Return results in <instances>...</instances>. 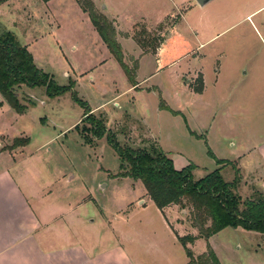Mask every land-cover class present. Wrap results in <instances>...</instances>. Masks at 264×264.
Returning <instances> with one entry per match:
<instances>
[{
	"label": "rangeland",
	"instance_id": "rangeland-1",
	"mask_svg": "<svg viewBox=\"0 0 264 264\" xmlns=\"http://www.w3.org/2000/svg\"><path fill=\"white\" fill-rule=\"evenodd\" d=\"M35 1H0V31H11L21 45L29 36L30 47L23 46L35 66L59 86L74 83L85 106L70 92L49 99L43 88L21 87L25 113L2 100L0 116L5 134L29 140L25 176L37 185L50 180L52 199L65 194L84 220L96 218L86 238H98L101 248L125 247L128 234L162 238L163 224L155 205L144 211L138 203L148 200L141 182L114 177L119 159L105 137L94 139L90 124L80 123L86 109L121 147H158L176 170L194 166V180L215 170L226 182L240 180L234 156L264 142V0H212L204 7L195 0H91L114 26L134 87L76 0H55L49 10ZM183 202L170 205L179 217L184 212L182 220L191 213ZM102 217L117 233H108ZM213 244L222 264H264V234L228 228Z\"/></svg>",
	"mask_w": 264,
	"mask_h": 264
},
{
	"label": "crops",
	"instance_id": "crops-1",
	"mask_svg": "<svg viewBox=\"0 0 264 264\" xmlns=\"http://www.w3.org/2000/svg\"><path fill=\"white\" fill-rule=\"evenodd\" d=\"M53 1L55 0L47 3L41 0L35 2L36 5L49 10L48 7ZM8 18L13 20L15 15L12 14ZM28 39L29 36L23 44L26 43L30 47ZM2 100L0 97V102ZM4 128L8 127L6 123H2L0 116V264L188 263L185 249L178 242L177 237H196L198 233L186 217L182 220L184 216L182 210L179 217L176 210L170 206L162 211L155 207L163 220V224L159 226L162 231L160 239H153L139 232L136 235L139 238L131 237L129 234L124 236L125 247L119 244L101 248L98 238L96 240L91 236L86 238V234H89L88 229L94 228L96 218L84 220L77 208L68 207L65 194L62 197L58 192L56 198L52 199L49 190L51 185L45 186L50 180L37 185L32 178L25 176L22 170L23 163L32 158V155L25 154L28 145L20 147L22 150L18 147L3 151L5 141L16 139L5 134ZM233 165L236 166L240 179L237 190L239 193L242 192L245 199L256 192L264 194V142L246 146L234 156ZM220 166L222 169L226 167ZM233 178L234 176L232 180ZM145 195L148 199L147 203L143 198L138 201L144 211L148 203L153 204L147 194ZM165 209H169L168 212ZM167 216L171 224L167 221ZM103 218L101 221L105 223L108 233L110 231L117 233L116 226L111 225V229L110 221ZM227 229H223L208 240L196 239L192 244H187V248L194 257H197L210 247L218 264H222L213 241ZM225 246L232 248L227 242ZM198 248L200 253L195 251Z\"/></svg>",
	"mask_w": 264,
	"mask_h": 264
},
{
	"label": "trees",
	"instance_id": "trees-1",
	"mask_svg": "<svg viewBox=\"0 0 264 264\" xmlns=\"http://www.w3.org/2000/svg\"><path fill=\"white\" fill-rule=\"evenodd\" d=\"M76 2L88 15L90 23L109 54L134 87L136 85L134 72L123 61L121 47L115 40L116 33L112 22L95 11L91 0H76ZM136 44L141 49L147 46L143 39L136 40ZM151 47L154 53L156 48ZM21 87L31 90L43 88L45 96L49 99L70 92L75 103L85 106L73 91L74 83H69L67 86L57 85L49 74L35 66L32 55L19 43L13 33L0 31V97L18 115L24 114L27 110V106L21 103L16 93ZM201 91V88L196 90L198 93ZM159 108L165 107L160 105ZM91 112L92 110L86 109L80 123L88 122L93 138L100 140L105 137L106 142L117 155L119 173L114 177L141 182L147 196L160 211L170 205H183V201L189 205L191 213L188 215V221L198 235L177 237L189 259L187 264H218L210 247L205 253L194 257L187 244H192L196 239L208 240L226 228L264 234V194L256 192L250 198L242 200L237 194L239 184L237 176L231 182H226L219 170H215L199 180H194L192 175L194 166L176 170L172 161L158 147L150 146L142 150L121 147L114 135L106 130L103 122L96 120ZM28 144V139L16 138L7 150L26 147ZM216 161L218 165L224 163L220 160Z\"/></svg>",
	"mask_w": 264,
	"mask_h": 264
},
{
	"label": "water",
	"instance_id": "water-1",
	"mask_svg": "<svg viewBox=\"0 0 264 264\" xmlns=\"http://www.w3.org/2000/svg\"><path fill=\"white\" fill-rule=\"evenodd\" d=\"M212 0H195L196 4L199 7H204L206 4H208Z\"/></svg>",
	"mask_w": 264,
	"mask_h": 264
}]
</instances>
